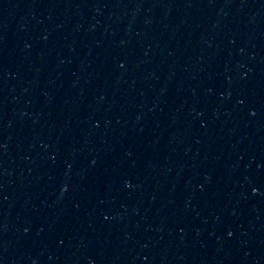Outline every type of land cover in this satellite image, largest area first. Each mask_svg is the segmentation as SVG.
Wrapping results in <instances>:
<instances>
[{"label": "water", "instance_id": "water-1", "mask_svg": "<svg viewBox=\"0 0 264 264\" xmlns=\"http://www.w3.org/2000/svg\"><path fill=\"white\" fill-rule=\"evenodd\" d=\"M0 264H264V0H15Z\"/></svg>", "mask_w": 264, "mask_h": 264}]
</instances>
